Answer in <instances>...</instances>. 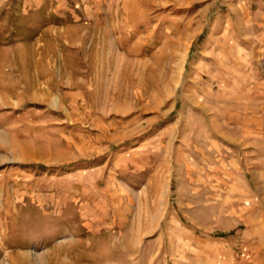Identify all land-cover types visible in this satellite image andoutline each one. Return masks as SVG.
Wrapping results in <instances>:
<instances>
[{"label": "rangeland", "instance_id": "1", "mask_svg": "<svg viewBox=\"0 0 264 264\" xmlns=\"http://www.w3.org/2000/svg\"><path fill=\"white\" fill-rule=\"evenodd\" d=\"M236 3L0 0V264H264Z\"/></svg>", "mask_w": 264, "mask_h": 264}, {"label": "crops", "instance_id": "2", "mask_svg": "<svg viewBox=\"0 0 264 264\" xmlns=\"http://www.w3.org/2000/svg\"><path fill=\"white\" fill-rule=\"evenodd\" d=\"M237 3L233 5L234 11H236V17H246V14H250L249 20L250 25H254L261 29L259 36H255L256 49L259 51H264V23L258 19L264 20V0H235ZM242 4H239L241 3ZM232 11V12H234ZM244 15V16H243ZM243 19V18H242ZM243 23V21H242ZM245 23V22H244Z\"/></svg>", "mask_w": 264, "mask_h": 264}]
</instances>
